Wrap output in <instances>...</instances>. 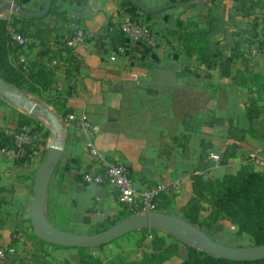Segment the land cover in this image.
Returning a JSON list of instances; mask_svg holds the SVG:
<instances>
[{
	"label": "crops",
	"instance_id": "1",
	"mask_svg": "<svg viewBox=\"0 0 264 264\" xmlns=\"http://www.w3.org/2000/svg\"><path fill=\"white\" fill-rule=\"evenodd\" d=\"M137 1L147 8L182 3L151 14L140 9L145 16L139 21L151 25V35L132 44L120 30L122 22L137 21L139 8L129 0H52L42 22L29 27L31 35L37 27L44 29L52 57H45L39 39L25 35L28 51L17 53L11 63L18 66L21 56L29 63H46L53 79L44 95L56 106L35 94L21 91L23 95L46 104L58 116L84 114L96 148L127 166L135 188L177 184L160 196L157 211L180 216L197 194L198 182L221 181L243 170L264 172V88L256 86L264 79V0H245L252 6L247 16L235 0ZM4 3L0 0V19L26 17L8 15ZM44 3L17 0L16 7L35 11ZM187 22L208 33L211 64L201 61L200 47L187 53L171 33ZM76 28L86 34L76 49L77 58L68 55L65 45ZM118 46L125 51L118 52ZM248 109L256 115L250 117ZM20 115L48 131L40 143L44 152L52 139L46 122L1 95L0 148L7 129L22 127ZM61 142L64 151L44 204L47 220L58 229L87 235L132 215L114 189L83 179L87 173L102 172L84 137L67 130ZM23 155L26 158L0 153V247L15 248L11 264H81L82 248L53 245L33 234L29 205L38 162L32 151ZM201 203L204 216L208 206ZM145 235L146 230H136L84 249L100 264H159L150 258L159 250ZM153 237L175 250L160 264L183 262L185 243L162 230ZM209 237L231 247L249 246L235 224Z\"/></svg>",
	"mask_w": 264,
	"mask_h": 264
},
{
	"label": "trees",
	"instance_id": "2",
	"mask_svg": "<svg viewBox=\"0 0 264 264\" xmlns=\"http://www.w3.org/2000/svg\"><path fill=\"white\" fill-rule=\"evenodd\" d=\"M242 3V13L244 16L250 15L249 6L245 0H235ZM259 0H251L254 4ZM52 7V6H51ZM145 16L140 9H137V21ZM42 17H18L14 16L9 20L0 19V78L7 84L27 93L35 94L48 103H53L48 99L46 92L52 84L53 72L46 63L26 62V70L21 69V64L14 66L11 60L17 59L16 54H23L28 51V43L16 45L10 40V33L17 31L24 36L35 37L40 40V47L45 51V57L51 58V45L42 36L44 29L37 27L36 34L31 35L30 26L34 22H42ZM136 21V22H137ZM151 30V25L148 23ZM178 42L183 45L187 53H192L196 48L202 49L201 61L211 64L214 61L208 49V33L193 28L187 22L176 30H171ZM43 38V39H42ZM42 39V40H41ZM69 56H74V50L66 47ZM15 52V53H14ZM257 87L264 88V79L257 82ZM56 106L55 103H53ZM65 113V111H64ZM256 110L248 109V115L253 117ZM21 129L25 131L37 132L40 139L48 136V131L39 124L34 123L30 117L20 115ZM20 129V127H18ZM8 136H5L3 145H7ZM41 142V140H40ZM208 201L210 207L208 213L201 216L203 205L201 199ZM132 211L130 214H133ZM129 214V215H130ZM125 217V216H123ZM180 217L201 229L207 236L213 232H223L227 224H235L237 233L246 235L249 246L264 244V172L243 170L236 176H228L221 181L198 182L197 194L190 199L187 205L180 212ZM114 222L110 223L112 225ZM108 227L105 226L104 229ZM155 233L157 230L152 229ZM153 245L159 250L158 253L151 254L150 258L159 264L174 253V247H164L161 240L153 237ZM79 259L81 264H100L87 249H79ZM181 264H264V259L256 261H233L223 257L207 254L192 246L187 245L186 257Z\"/></svg>",
	"mask_w": 264,
	"mask_h": 264
},
{
	"label": "water",
	"instance_id": "3",
	"mask_svg": "<svg viewBox=\"0 0 264 264\" xmlns=\"http://www.w3.org/2000/svg\"><path fill=\"white\" fill-rule=\"evenodd\" d=\"M134 6L146 13H156L171 8L179 3H168L158 8H147L137 0H129ZM52 0H45L40 10H25L16 7V13L21 16L40 18L47 14ZM0 95L10 102L19 105L32 117L46 122L51 144L46 148L43 161L38 166L33 182V197L29 205V218L33 234L44 242L63 247L95 248L108 244L123 235L136 230H162L174 238L189 244L200 251L233 261H256L264 259V244L256 246L231 247L221 244L201 229L178 215L161 211L132 214L94 234H75L54 227L46 218L44 204L47 188L57 163L64 151L62 146L63 125L56 112L46 104L33 100L7 84L0 78Z\"/></svg>",
	"mask_w": 264,
	"mask_h": 264
},
{
	"label": "built area",
	"instance_id": "4",
	"mask_svg": "<svg viewBox=\"0 0 264 264\" xmlns=\"http://www.w3.org/2000/svg\"><path fill=\"white\" fill-rule=\"evenodd\" d=\"M17 0H5L4 10L8 15L16 13ZM264 18V12H263ZM122 33L130 40L132 44H136L141 40L147 39L151 35V30L147 24L138 23L133 20L124 21L120 25ZM10 40L16 45H23L28 42L27 36H24L20 32L12 31L9 35ZM86 38L85 31L82 28H76L65 40V45L68 48L74 50V57H78L76 49L83 43ZM118 52H124V47L118 46ZM263 51H264V38H263ZM114 60L115 57L111 56ZM19 64L21 69L26 70V60L23 56L19 58ZM63 125V131L70 130L76 135L84 137L85 146L88 153L96 159V161L102 167V172L99 173H87L83 176V179L87 183L92 184H106L115 190L118 200L122 203L128 204L134 213H147L157 211L158 200L162 194L169 191L172 188H176L177 184L160 183L149 189L140 190L132 185L129 177V171L125 164L117 161L109 160L105 155L100 152L93 140V133L91 130V124L84 114L66 113L59 116ZM8 136L7 145H3L0 148L1 154L12 155L26 158L23 153L32 151L36 156V160L39 161L44 158L46 148L44 152L40 149V136L37 132L25 131L21 128H11L5 131ZM52 139L50 140L51 144ZM218 155L212 154V158H217ZM43 160V159H42ZM152 229H146L145 240L150 244L153 238ZM21 235V233H20ZM150 249V245H148ZM15 253V248L12 246L0 247V264H11L10 256Z\"/></svg>",
	"mask_w": 264,
	"mask_h": 264
},
{
	"label": "rangeland",
	"instance_id": "5",
	"mask_svg": "<svg viewBox=\"0 0 264 264\" xmlns=\"http://www.w3.org/2000/svg\"><path fill=\"white\" fill-rule=\"evenodd\" d=\"M45 153H46V151H45ZM44 157H45V155H44ZM42 159H44V158H42ZM40 160L39 161V163H38V166L41 164V162L43 161V160ZM202 201H203V203H205L207 206H208V209H209V207H210V205H209V203H208V201L207 200H205V199H201ZM136 214V213H135ZM198 228V227H197ZM180 241V240H179ZM182 242V241H181ZM184 243V242H183ZM186 244V243H185ZM186 245H188V246H191V245H189V244H186ZM193 247V246H192ZM195 248V247H194ZM199 250V249H198Z\"/></svg>",
	"mask_w": 264,
	"mask_h": 264
}]
</instances>
